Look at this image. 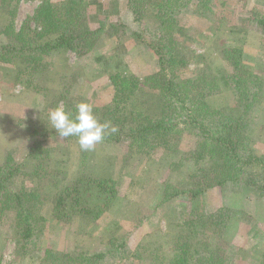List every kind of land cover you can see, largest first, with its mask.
I'll return each instance as SVG.
<instances>
[{
	"label": "rangeland",
	"instance_id": "obj_1",
	"mask_svg": "<svg viewBox=\"0 0 264 264\" xmlns=\"http://www.w3.org/2000/svg\"><path fill=\"white\" fill-rule=\"evenodd\" d=\"M41 1L0 0V31L11 21L14 29L20 30ZM50 1L61 7L69 0ZM87 1L90 27H105L88 55L78 58L72 52L53 54L47 60V70L38 73L36 67L25 62L0 64V164L10 154L23 168V174L15 179L14 190L24 188L47 194L58 171L70 180L78 174L80 150L72 140L64 141L59 136L48 142L52 162L47 176H31L35 163L27 158L29 130L50 125L49 133H56L48 121L51 103L58 101L65 107L63 100L71 99L73 103L109 107L114 97L111 72L118 69L145 80L159 70L157 57L147 45L155 22L151 10H146L144 21L138 23L127 0ZM210 7L201 17L194 12L181 18L187 29L178 52L186 62L177 71L182 85L191 87L200 73L214 79L239 67L264 79V32L254 22L255 18H264V0H212ZM133 30L142 37L136 38ZM48 87L59 90L51 101L43 96ZM208 101L216 109L237 112V98L231 92L211 96ZM157 104L158 112L168 108V101ZM252 116L257 122L253 144L264 157V90L262 103ZM199 142L194 132L183 130L147 153L135 151L128 142L113 153L96 145L89 154V170L116 179L119 195L111 208L95 222L82 217L68 223L50 220V208H40L39 213L46 219L43 236L38 249L24 258L17 253L14 214L0 215V264H68L61 255L99 253L122 242L127 244L128 252L111 256L104 264H167L180 225L194 214L201 217L222 207L232 210L227 227L201 233V244L213 249L221 245L227 251L223 264H264V198L257 193L248 189H215L195 204L180 198L168 199L172 193L168 191L170 184L176 189L191 184L190 176L196 168L183 159ZM48 249L58 253L56 257L60 259H47Z\"/></svg>",
	"mask_w": 264,
	"mask_h": 264
},
{
	"label": "trees",
	"instance_id": "obj_2",
	"mask_svg": "<svg viewBox=\"0 0 264 264\" xmlns=\"http://www.w3.org/2000/svg\"><path fill=\"white\" fill-rule=\"evenodd\" d=\"M127 1L138 23L144 21L146 10L153 12L155 22L147 45L157 57L159 70L145 80L118 69L109 74L114 88L112 105L93 107V114L100 123L107 122L117 130L107 134L97 146L113 153L114 149L128 142L135 151L147 153L180 135L183 130H190L200 142L183 160L196 171L185 189H176L170 184L168 191L172 193L168 199L180 198L195 204L215 189H248L264 198V157L257 153L253 144L257 122L252 116L254 109L262 103L264 79L239 67L214 79L200 73L191 87H184L177 75L178 69L186 65L178 55L187 32L181 18L194 12L201 17L211 10L212 0ZM88 5L87 0H69L60 7L50 0H43L20 30L16 31L11 21L0 31V35L5 34L0 36V64L25 62L36 67L38 73L47 70V60L53 54L72 52L78 58L88 55L105 30L104 25L97 29L90 27ZM11 15L13 20L15 12ZM254 22L264 32V18H255ZM133 35L142 37L140 33ZM58 92V89L48 87L44 99L51 101ZM224 92H231L237 98L234 107L237 112L216 109L209 103V97ZM63 99L62 96L60 100ZM63 101L70 117H74L78 103L71 99L70 102ZM158 101H168L167 110L158 112ZM50 106L54 109L60 103L57 101ZM49 126L29 130L31 143L27 158L34 161L31 176L38 179H44L50 170L52 160L48 142L59 137L57 133H49ZM63 139L72 140L80 150L78 174L70 180L58 171L47 194L38 190L12 189L15 179L23 174L22 165L10 154L0 164V215L14 214L16 248L22 258L38 249L43 236L46 219L39 213L40 208L49 207L50 220L57 223L82 217L95 222L118 198V183L114 177L89 170L90 151H82L76 137ZM231 214L229 207H222L210 214L201 217L194 214L187 219L180 225L175 249L166 263L223 264L227 251L221 245L215 249L204 247L199 236L212 228L225 230ZM123 252H128V246L122 242L103 252L63 254L60 258L68 264H104L109 257ZM45 254L54 262L58 258V253L55 255L50 249Z\"/></svg>",
	"mask_w": 264,
	"mask_h": 264
},
{
	"label": "clouds",
	"instance_id": "obj_3",
	"mask_svg": "<svg viewBox=\"0 0 264 264\" xmlns=\"http://www.w3.org/2000/svg\"><path fill=\"white\" fill-rule=\"evenodd\" d=\"M93 111L90 103L80 102L76 105L75 116L70 117L64 107L57 106L49 110L48 121L60 137H76L82 151H92L107 134L117 130L107 122L100 123Z\"/></svg>",
	"mask_w": 264,
	"mask_h": 264
},
{
	"label": "crops",
	"instance_id": "obj_4",
	"mask_svg": "<svg viewBox=\"0 0 264 264\" xmlns=\"http://www.w3.org/2000/svg\"><path fill=\"white\" fill-rule=\"evenodd\" d=\"M128 13H129V12H128ZM129 14H130V13H129ZM131 14H132V12H131ZM132 15H133V14H132ZM133 18H134V17H133ZM100 25H101V24L99 23V26H100ZM99 26H98V27H99ZM136 32H138V31L133 30V33H132V34H134V33H136ZM132 34H131V35H132ZM95 58H96V57H95ZM97 58H98V57H97Z\"/></svg>",
	"mask_w": 264,
	"mask_h": 264
}]
</instances>
